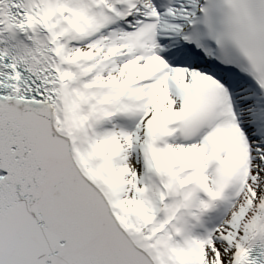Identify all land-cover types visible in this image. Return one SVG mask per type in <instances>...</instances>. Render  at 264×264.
<instances>
[{
  "label": "snow or ice",
  "instance_id": "1",
  "mask_svg": "<svg viewBox=\"0 0 264 264\" xmlns=\"http://www.w3.org/2000/svg\"><path fill=\"white\" fill-rule=\"evenodd\" d=\"M0 264H264V0H0Z\"/></svg>",
  "mask_w": 264,
  "mask_h": 264
}]
</instances>
